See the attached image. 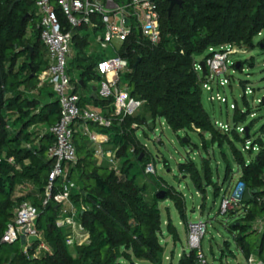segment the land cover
Wrapping results in <instances>:
<instances>
[{
	"label": "trees",
	"instance_id": "obj_1",
	"mask_svg": "<svg viewBox=\"0 0 264 264\" xmlns=\"http://www.w3.org/2000/svg\"><path fill=\"white\" fill-rule=\"evenodd\" d=\"M14 1L0 0V238L17 206L30 198L40 208L38 226L52 253L32 257L34 249H31L30 253L23 252L11 260L0 259V264H125L124 261L164 264L160 199L156 193L147 198L148 185L139 183L135 170V161L142 165L145 173L147 163L153 161L139 133L142 130L146 134L148 127L154 129L158 119L165 120L174 132L198 131L206 144L204 133H209L212 143L220 147L228 143L240 167L239 179L250 190L264 187V141L257 139L261 149L255 156L249 151L252 158L248 162L235 142L245 143L247 133L242 137L235 129L222 131L215 126L204 106L203 79L194 66L197 57L209 47H254L255 37L264 29V0H184L171 12L170 1L160 0L158 42L152 43L144 37L133 23L130 36L119 50L129 62V68L120 74V84L144 102L141 109L109 127L94 124L109 136V141L104 143L105 149L112 150L117 161L123 160L120 171L98 163L95 149L87 144H91L89 138L83 133L75 134L78 161L69 168L70 198L90 239L88 243L77 245L76 256H73L66 244L68 230L56 225L60 207L53 200L43 205L54 166L48 150L55 136L49 129L59 119L60 102L53 90L46 92L52 98L47 104H44V97L39 96L41 89L34 93V81L49 65L48 51L41 40L34 1L20 0L11 9ZM60 17L64 19L61 14ZM30 27L34 32L28 35ZM90 42L89 33L75 34L77 56L70 68L74 65L79 72V79L72 78L77 93L88 82L103 79L96 67L104 54H88ZM259 45L264 49V38ZM249 62L252 64L251 60ZM240 64L239 68L242 62ZM82 100L84 97L80 103ZM249 114V108L241 111L237 106L234 121L243 122ZM33 125L43 128L31 130ZM248 128L251 130V126ZM190 141L188 138L186 142ZM10 157H14V163L9 161ZM179 169L189 175L196 190L204 195L210 186L216 194L222 189L213 179L207 157H204L202 168L189 158L179 164ZM230 169L228 166L226 178L230 176ZM159 180L160 184L165 183ZM27 181L38 187L41 197L15 196L18 186ZM61 183L60 179L55 182L54 191L61 189ZM164 186L167 188L165 199L174 200L187 221L185 195L173 186ZM244 204L250 205L248 212L236 219L230 228L240 230L235 239L247 258L258 251L264 259V232L252 228L253 222L262 217L264 205L257 200ZM168 231L178 237L171 224ZM251 234L261 235L256 246L247 240ZM195 253V250L184 251L177 264H195Z\"/></svg>",
	"mask_w": 264,
	"mask_h": 264
},
{
	"label": "built area",
	"instance_id": "obj_2",
	"mask_svg": "<svg viewBox=\"0 0 264 264\" xmlns=\"http://www.w3.org/2000/svg\"><path fill=\"white\" fill-rule=\"evenodd\" d=\"M33 1L41 40L47 48L49 57L48 67L38 76L39 87L50 85L60 102L59 119L49 129L55 136V142L48 150V156L54 161V166L50 173V182L46 189L43 205L45 206L53 200L60 207L56 225L69 230L70 233L66 235V244L71 247L85 244L90 239L89 232L77 219L78 211L70 198L69 168L70 165L76 164L78 161L77 147L74 141L75 134L81 131L92 143L100 145L96 150L97 155L108 157L114 165L113 169L119 172L118 161L114 159L111 152L105 151L101 145L107 138L104 135L91 132L88 123L109 127L116 120H123L126 116L135 115L141 109L144 102L133 97L128 88L120 84V74L129 68V62L126 57L119 54V50L130 36L133 23L136 24L144 37L152 43L158 42L160 37V0ZM60 14L63 16V20ZM127 18L130 19V25L126 24ZM262 31L259 35L262 34ZM76 33L81 36L93 33L96 43L101 48H111L114 51V56L100 59L96 67L97 72L103 77L98 94L100 97L110 100L113 106V111L109 114L80 106L81 96L75 91L70 74ZM245 50V48L235 45L209 47L207 56L202 59L207 63L206 76H203L200 65L202 60H196L194 65L203 79V90L206 89L212 93L214 90L212 84L215 82L221 87L231 84L229 69L235 65L237 67V63L232 57L234 54L245 52ZM253 92V88L247 86L244 96ZM216 98L221 102L228 103L226 96L217 94ZM214 99L215 97L212 95L211 100ZM258 101L262 102V99ZM237 106V103L230 104L234 110ZM254 115V113L251 114V116ZM214 123L222 131L235 129L239 133H247L244 143L245 150L253 153L260 151L261 144L258 143L257 138H252L247 126L240 125L242 122L237 123L233 118V125L218 121ZM9 161L14 163V157H10ZM145 171L148 174L156 173L154 161L147 163ZM59 179L62 180L61 189L54 191L55 182ZM230 181L221 202L220 212L225 215L229 213L238 219L250 208V205L244 204L245 192L249 188L239 178L233 184ZM221 190L224 188L222 187ZM249 191L252 195L250 200H257L264 205V187L259 188L256 194L252 193L250 189ZM39 215L40 208L38 206L28 200L22 201L17 206L15 216L0 238V248L4 244L15 243L23 238L27 243L25 252L28 254L31 249H34L32 257L52 253L45 240L44 232L38 226ZM252 228L261 233L264 232V217L257 218L253 222ZM206 232L207 223L205 221L201 219L188 221V244L189 250L196 252L195 264H213L202 248V239ZM32 236L37 237V241H31L30 237ZM247 263L264 264V259L258 254H251L247 258Z\"/></svg>",
	"mask_w": 264,
	"mask_h": 264
},
{
	"label": "rangeland",
	"instance_id": "obj_3",
	"mask_svg": "<svg viewBox=\"0 0 264 264\" xmlns=\"http://www.w3.org/2000/svg\"><path fill=\"white\" fill-rule=\"evenodd\" d=\"M33 32L30 27L28 35L33 34ZM90 36L92 38L91 47L88 51L90 54L102 53L104 57L115 55L113 49L101 48L96 43L93 33H90ZM263 38L264 29L261 35L255 37L254 47L245 48V52L233 55V60L237 64L242 62V67H231L229 69L231 84L221 87L215 82L212 84L214 88L212 93L204 89L203 102L214 122L230 123L231 125H233L234 114V109L230 107L231 103H237L241 110L249 108L251 114L254 113L255 115L251 116L249 114L240 125L244 127L251 126V130L248 128V132H250L252 138H262L261 140L264 141V104L258 101L264 97V49L259 45ZM73 52L74 57H76L77 49H74ZM207 54L208 51L198 56L197 60L201 61ZM250 60L252 64L249 62ZM100 82L91 81L88 83V87L99 86ZM34 86L36 87L34 89L35 93L40 91V89L45 93L53 90L48 84L39 87L38 80L34 81ZM247 86L253 88L254 92L246 95L248 102L246 104L244 94ZM217 94L226 96L228 103L217 100ZM212 95L215 97L214 100H211ZM33 128L34 125L31 130ZM89 128L91 132L98 131L95 125H89ZM240 134L242 137L245 136L243 133ZM139 135L142 143L148 147L156 168V173L149 175L143 171L142 165L135 161V170L138 172L139 183L148 185L147 198H151L153 194H157L160 191H167L164 185L167 187L169 185L173 186L176 190L181 191L185 195L187 221L201 219L207 223V232L202 239V248L209 261L213 264H248L247 257L235 239V235L239 234L240 230L233 231L230 228L235 223L236 217L229 213L225 215L220 212L221 202L225 191H227L229 180L232 182L236 181L240 175V167L235 161L230 145L225 143L223 147H220L217 143H212L209 133H204L208 142L206 144L203 136L198 131L182 130L174 132L167 122L162 119L157 121L154 129L148 127L146 134L141 130ZM185 138H190V143L184 141ZM231 138L235 140L233 135ZM235 142L238 148L243 151L247 161L256 155L257 152H254L251 156L249 151L245 150L243 141L235 140ZM87 144L93 147L97 145L94 143ZM206 146L207 148H205ZM204 157H207L210 161L213 179L217 181L218 185L220 184L221 188H224L218 194L214 192L215 190L212 186L207 188L206 195L198 192L189 175L183 174L179 169V164L186 162L189 158L194 160L199 168H202ZM122 162L123 160L118 161L119 171ZM101 163L108 164L110 168L114 167L113 163L106 159ZM228 166L232 170L230 169V176L226 178ZM160 178L165 183L160 184ZM56 184L58 185L60 182ZM15 195H17V191ZM165 197L160 199L159 202L163 222L161 238L165 246L164 264H177L182 253L190 249L188 244V222L184 220L174 200L165 199ZM262 217H264V212ZM170 224L175 227L178 237L168 231ZM68 233H70L69 230ZM260 239V234H251L247 237V240L251 241L254 246L259 243ZM76 246L69 247V251L73 256H76ZM25 248H27V243L23 238L15 243L4 244L0 248V259L3 261L11 260L15 255L26 253ZM124 263L131 264L126 261ZM136 264L143 263L137 261Z\"/></svg>",
	"mask_w": 264,
	"mask_h": 264
},
{
	"label": "crops",
	"instance_id": "obj_4",
	"mask_svg": "<svg viewBox=\"0 0 264 264\" xmlns=\"http://www.w3.org/2000/svg\"><path fill=\"white\" fill-rule=\"evenodd\" d=\"M47 58L49 60L48 54H47ZM73 60H74V52H73L72 61ZM78 73L79 72L77 71V69H74V65H72L71 68H70V74H71L72 78L75 81L77 79H79ZM75 81L73 82V86H74ZM93 81H98V80H93ZM99 87H100V85L99 86L88 87V84L86 86H81V89L78 90V94L81 97H84L85 100L84 101L82 100V102L80 103V106L85 107V108H89V109H94V110H97L99 112H103L105 114H109V112L113 111V106L111 105V103H109L107 101H104V100L102 101V99L99 97V94H98ZM36 92L38 93V91H36ZM34 93H35V91H34ZM37 93H35V94H37ZM39 96L44 97L45 100L48 99V98H51L50 96H47V93H45V92H41V94ZM51 101H52V98H51ZM158 120H160V119H158ZM89 125H94V123L93 124H91V123L89 124L88 123V126ZM42 128H43L42 125L41 126H34L33 130L39 129L41 131ZM79 133H81V131ZM94 133H98L100 135H104V137L107 138L105 142L101 143V145H102V147H103V149L105 151L111 152L112 156H114V159L116 160L115 153L112 150H110V149H105V146H104V143L109 141L108 134H103L99 130L95 131ZM98 146H100V145H96V147H93V146H91V147H93L95 149V151H96L98 149ZM95 156H96V159H97L98 163H101L102 161H104V159L109 160V158L106 157L105 155L104 156H100V155H97V153H95ZM235 182L236 181H233V182L231 181V183H235ZM16 191H17V195H15L16 197L28 196V195H32L33 197L34 196L41 197V193L38 191V187H36L32 181H27L23 185H19ZM28 201L31 202V199L29 198ZM15 214H16V210L14 212V216H15ZM253 254H258V251H255Z\"/></svg>",
	"mask_w": 264,
	"mask_h": 264
},
{
	"label": "water",
	"instance_id": "obj_5",
	"mask_svg": "<svg viewBox=\"0 0 264 264\" xmlns=\"http://www.w3.org/2000/svg\"><path fill=\"white\" fill-rule=\"evenodd\" d=\"M18 1H20V0H15V1H14V3L12 4L11 9L13 8V6H14ZM169 1H170L169 12L172 11V9H173V7H174L175 5H182L183 2H184V0H169ZM126 24H127V25H130V19H128V18L126 19ZM261 47H263V45H261ZM200 65H201V67H202L203 76H206V74H207V63H206V61H205V60H202V61L200 62ZM239 65H240V63L237 64V67H239ZM49 102H51V98L46 99V100L44 101V104H47V103H49ZM262 103L264 104V97H263V99H262ZM247 130H248V127H247ZM187 139H188V138H185L184 141H187ZM140 159H141V158H140ZM251 192L254 193V194H256V193H257V190H252ZM165 196H166V191H160V192L157 193V197H158L159 199H163ZM251 198H252V195L250 194L249 189H246L245 196H244L245 201H249ZM30 240H31V241H37V237L32 236V237H30Z\"/></svg>",
	"mask_w": 264,
	"mask_h": 264
}]
</instances>
